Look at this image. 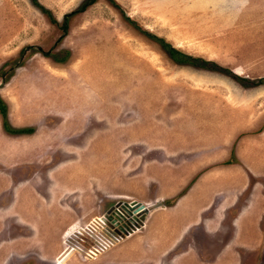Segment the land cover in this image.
<instances>
[{
  "label": "rangeland",
  "instance_id": "1",
  "mask_svg": "<svg viewBox=\"0 0 264 264\" xmlns=\"http://www.w3.org/2000/svg\"><path fill=\"white\" fill-rule=\"evenodd\" d=\"M37 1L50 16L0 0V264H54L69 245L58 264H170L179 249L145 258L144 226L130 249L82 255L117 204L172 206L195 179L196 264H236V247L264 264V0H96L64 30L82 0Z\"/></svg>",
  "mask_w": 264,
  "mask_h": 264
},
{
  "label": "crops",
  "instance_id": "2",
  "mask_svg": "<svg viewBox=\"0 0 264 264\" xmlns=\"http://www.w3.org/2000/svg\"><path fill=\"white\" fill-rule=\"evenodd\" d=\"M194 172H195V167L193 166L190 172L188 173V175L182 177L179 181V184L177 186L172 187L170 191H168L169 194L166 192H164L165 194L162 193L163 196L166 197H162L161 196L162 194L159 196L157 192L156 195L150 201L155 202L156 200L158 201L159 199L168 198V196H172L173 194H176V192H178L184 184H186L189 180L190 181L192 180L191 178ZM190 181L189 183H191ZM195 195H196V179L192 182L190 186H188V189L177 198L176 202L172 206L165 207L162 204V202L160 201L157 202L161 204L155 208L156 211L168 215L170 213H174L173 218L170 219L167 218L166 220L161 221L160 231H157L156 233H152L149 230V227L151 226L150 220L154 216V213L156 212V211L154 212L155 210L154 209L148 214V217H146L143 231L138 233L137 235L138 236L137 239L140 242H137L136 241L137 239L133 238L134 236H130L124 239L123 241H120L119 243L123 244V247H127L129 249L134 245H137L134 242H137L138 245H144V247H146L149 250L145 254L146 256L145 258H149L151 256L152 260L155 259L153 258V255L155 254L160 255V257L162 258L168 256L169 254L179 249V252H177L176 254H174V256H172L170 260V264H196V259H195L196 244L195 245L191 244L190 239L186 240V231H188L190 228H193L195 231L196 228V199L194 197ZM145 203H147V200L145 201ZM177 222H179V224H177ZM181 224H183L182 228H181ZM195 233L196 231L193 234L195 235ZM193 234L192 236H194ZM129 239L131 240L128 241ZM114 248L116 249V247ZM112 250L113 249H111V251ZM133 256L134 255L132 254L124 255L123 261L127 264H132V262H134ZM190 260L192 261L190 262Z\"/></svg>",
  "mask_w": 264,
  "mask_h": 264
},
{
  "label": "water",
  "instance_id": "3",
  "mask_svg": "<svg viewBox=\"0 0 264 264\" xmlns=\"http://www.w3.org/2000/svg\"><path fill=\"white\" fill-rule=\"evenodd\" d=\"M161 203H154V204H144V203H140L137 202L135 200L129 202L128 204L126 203H122L121 206H119V208H115L112 212L110 211V216L108 217V214L105 216L106 219L103 217L104 220L107 221V223H112L110 227H114V228H110L111 231L106 230V236L100 237L97 240L98 244H104L107 243L108 240L111 239V237H113L112 235L116 234L117 231L123 229L124 226H126L127 224H133L136 222L137 219V214L142 213L143 211H145L146 209H149L152 206H158ZM140 219H143V217L141 216ZM127 227V226H126ZM101 242V243H100ZM113 243V242H112Z\"/></svg>",
  "mask_w": 264,
  "mask_h": 264
},
{
  "label": "trees",
  "instance_id": "4",
  "mask_svg": "<svg viewBox=\"0 0 264 264\" xmlns=\"http://www.w3.org/2000/svg\"><path fill=\"white\" fill-rule=\"evenodd\" d=\"M96 0H82L81 3L77 6L76 9L65 13L63 15L62 18V24L61 27L62 29H66L67 28V18L68 16L74 14L75 12H80L82 10H84L87 6H89L90 4L94 3ZM31 2L36 5L41 12L48 14L49 15V10L47 8H45L43 5H41L37 0H31ZM50 16V15H49ZM50 20L52 22H57L56 19H54L53 17H50ZM150 36L153 37V35L150 34ZM163 45L165 46V50L167 51V53L169 54V56L174 59L175 61L179 62V63H184V62H188V63H193L194 65L197 64V60L200 61L201 59L197 58V57H193L191 55H188L186 53H183L177 49H175L174 47H172L171 45H169L168 43L164 42ZM209 62V61H206ZM0 113L5 116V107L3 105L2 100L0 99ZM5 125V123H4ZM7 129V128H6ZM7 131L9 132H13V133H30L32 132V128H19L16 130H12L10 128L7 129ZM173 201V200H172ZM171 202V201H168Z\"/></svg>",
  "mask_w": 264,
  "mask_h": 264
},
{
  "label": "built area",
  "instance_id": "5",
  "mask_svg": "<svg viewBox=\"0 0 264 264\" xmlns=\"http://www.w3.org/2000/svg\"><path fill=\"white\" fill-rule=\"evenodd\" d=\"M142 216V213L137 214V219L136 222L133 224H127L126 226L123 227V229L117 231L116 234L112 235L113 237H111L110 240H108L107 243L104 244H99V246H96L94 249L96 250V252H100L103 251L104 249H106L108 246L112 245L113 243H117L120 239H122L124 236H128L132 233H135L137 231H139V229L141 227H143V223L139 222L138 220H141L140 217ZM145 222V219H142ZM113 242V243H112ZM92 251V250H91Z\"/></svg>",
  "mask_w": 264,
  "mask_h": 264
},
{
  "label": "flooded vegetation",
  "instance_id": "6",
  "mask_svg": "<svg viewBox=\"0 0 264 264\" xmlns=\"http://www.w3.org/2000/svg\"><path fill=\"white\" fill-rule=\"evenodd\" d=\"M117 206V208H119V206H121V204L119 203V204H117L116 205ZM116 208V207H115ZM115 208H113L112 209V211L115 209ZM111 211V212H112ZM110 216V213L108 214V217ZM133 234V233H132ZM132 234H130V235H128V236H124L122 239H120L118 242H120V241H123L124 239H126V238H128V237H130ZM96 246L94 245L93 247H92V249H89V250H87V252H85V255L83 254H81L82 255V259H88V258H94L95 256L94 255H96V254H94L92 257H89V256H87V254L89 253V252H91V250L93 251V250H95L94 248H95ZM237 249L236 250H234V252L235 253H237L238 254V256H239V260L237 261V263L236 264H243L242 263V259L244 258L243 256H240V254L238 253V251L240 250V248L241 247H236ZM96 251V250H95ZM98 253V252H97ZM264 253V251L262 252V254ZM74 253H72V255H73ZM71 255V256H72ZM88 257V258H87ZM263 260L264 259V257L263 256H260L259 258H258V260ZM54 264H58V260H56V262L54 263Z\"/></svg>",
  "mask_w": 264,
  "mask_h": 264
},
{
  "label": "bare ground",
  "instance_id": "7",
  "mask_svg": "<svg viewBox=\"0 0 264 264\" xmlns=\"http://www.w3.org/2000/svg\"><path fill=\"white\" fill-rule=\"evenodd\" d=\"M100 221H102V220H100ZM70 247L75 248V247L69 245V248H66L65 251H63V255H61L60 257H58V260H62L66 255H68L71 252Z\"/></svg>",
  "mask_w": 264,
  "mask_h": 264
}]
</instances>
